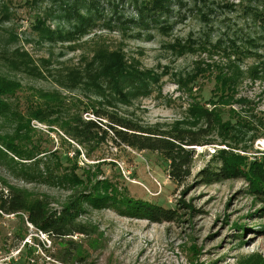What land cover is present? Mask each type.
Instances as JSON below:
<instances>
[{
  "label": "rangeland",
  "instance_id": "374dc122",
  "mask_svg": "<svg viewBox=\"0 0 264 264\" xmlns=\"http://www.w3.org/2000/svg\"><path fill=\"white\" fill-rule=\"evenodd\" d=\"M0 23V75L21 83L16 97L22 108L41 89L164 130L205 128V112L215 114L205 145L192 146L191 175L181 184L172 182L156 152L107 142L86 158L81 147L60 139V131L31 121L43 150H56L64 165L80 151L77 174L85 170L121 194L176 214L154 222L84 203L78 220L88 234L51 239L25 218L0 211V264L264 260V202L242 178L201 175L220 168V150L236 166L263 161L257 143L264 140V0H0ZM13 50L27 53L41 76L21 65L12 69L3 57ZM3 124L0 135L11 129ZM16 169L31 174L36 166L0 155V186L47 197L53 210L75 189L27 183L12 175Z\"/></svg>",
  "mask_w": 264,
  "mask_h": 264
},
{
  "label": "trees",
  "instance_id": "16d2710c",
  "mask_svg": "<svg viewBox=\"0 0 264 264\" xmlns=\"http://www.w3.org/2000/svg\"><path fill=\"white\" fill-rule=\"evenodd\" d=\"M40 28H43L42 22L37 19L34 29L40 33L43 31ZM3 58L14 70L21 69V65L24 67L21 71L41 76L33 60L24 51L13 50L11 56ZM221 84L227 88L230 85L224 79ZM20 89L22 85L18 80L0 75V126L8 123L11 127L0 135V155H7L8 152L18 160L30 161L36 166L31 174L17 169L13 171L12 175H18L27 183L42 182L70 189L75 187L76 190L59 210H53L47 197L31 195L25 189L1 182V212L17 215L22 220L25 218L51 239L64 238L74 233L88 234L86 226L78 220L80 213L85 211L84 203L94 208L112 207L121 215L146 218L154 222L174 219V210L121 194L109 181L96 179L85 170L82 175L77 174L75 171L78 169L77 157L80 151H74L73 160L66 157L71 164L64 165L56 150H43L35 138L38 129L31 125V121L47 126L48 130L60 131L63 135L60 139L68 145L74 142L81 147L86 158H90L91 153L107 142L115 147L126 146L137 151L156 152L167 162L168 176L172 182L181 184L191 175L194 158L192 146L205 145V138L214 121V112H205V128L190 130L176 127L164 130L143 126L94 103L88 106L81 100L68 99L59 90L34 89L30 94L33 100L22 108L16 97ZM221 97L222 95L218 100L224 102ZM89 109L94 118L83 117V113ZM218 152L216 156L220 168L203 170L201 175L203 174L204 179H229L230 176L242 178L247 181L250 193L264 202V158L262 162L253 161L240 167L235 165L236 161L232 162L226 157L224 150ZM22 164L25 165L24 162ZM40 165L42 171L39 170ZM243 264H264V260L252 255Z\"/></svg>",
  "mask_w": 264,
  "mask_h": 264
},
{
  "label": "built area",
  "instance_id": "2783aa9c",
  "mask_svg": "<svg viewBox=\"0 0 264 264\" xmlns=\"http://www.w3.org/2000/svg\"><path fill=\"white\" fill-rule=\"evenodd\" d=\"M257 144L264 150V140H258Z\"/></svg>",
  "mask_w": 264,
  "mask_h": 264
},
{
  "label": "water",
  "instance_id": "95a60500",
  "mask_svg": "<svg viewBox=\"0 0 264 264\" xmlns=\"http://www.w3.org/2000/svg\"><path fill=\"white\" fill-rule=\"evenodd\" d=\"M192 148H194V147H192Z\"/></svg>",
  "mask_w": 264,
  "mask_h": 264
}]
</instances>
